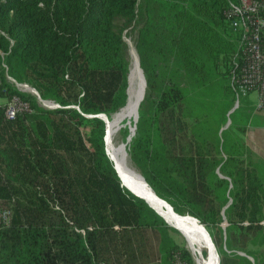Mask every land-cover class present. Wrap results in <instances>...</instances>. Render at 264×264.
Wrapping results in <instances>:
<instances>
[{
    "label": "trees",
    "instance_id": "16d2710c",
    "mask_svg": "<svg viewBox=\"0 0 264 264\" xmlns=\"http://www.w3.org/2000/svg\"><path fill=\"white\" fill-rule=\"evenodd\" d=\"M227 5L0 0L2 87L16 92L7 73L58 104L39 106L28 95L33 113L6 119L0 112V201L10 212L0 224V264H154L148 229L163 236L157 264H192L166 230L179 232L121 184L105 150L100 116L110 119L126 103L128 37L146 87L127 155L176 214L205 226L219 264H264V181L251 162L232 155L237 139L224 144L227 132L242 127L231 120L222 130L223 161L191 130L205 117L224 126L233 104L229 65L239 33L224 18ZM239 107L237 117H249ZM182 132L189 152L178 150Z\"/></svg>",
    "mask_w": 264,
    "mask_h": 264
},
{
    "label": "built area",
    "instance_id": "2783aa9c",
    "mask_svg": "<svg viewBox=\"0 0 264 264\" xmlns=\"http://www.w3.org/2000/svg\"><path fill=\"white\" fill-rule=\"evenodd\" d=\"M224 18L239 33L238 47L229 65V84L235 106L239 105L241 97L255 93L254 112L264 113V0H228ZM5 77L16 91L7 95L0 80V112L6 119L34 112L28 95L34 96L37 103L46 104L47 108L58 107L54 102L42 100L38 91L27 83L18 82L7 73ZM9 215L8 209L0 207V224L8 222ZM173 264L183 263L176 260Z\"/></svg>",
    "mask_w": 264,
    "mask_h": 264
},
{
    "label": "bare ground",
    "instance_id": "6f19581e",
    "mask_svg": "<svg viewBox=\"0 0 264 264\" xmlns=\"http://www.w3.org/2000/svg\"><path fill=\"white\" fill-rule=\"evenodd\" d=\"M128 41L130 43L132 56L128 75V101L127 104L119 112L112 115L110 119L107 117L105 118V144L107 154L116 168L121 184L141 196L150 206L154 207L169 224L179 228L183 232L184 239L187 243V249L191 253L195 263L217 264L216 255L207 236L205 227L194 217L176 214L166 201H163L152 192L148 184H146L145 180L142 178V175L130 163L129 156L125 149V142L119 145L114 142V134L122 127L121 125L123 122L126 121L129 128L132 127V121L136 116L144 86L132 42L130 39H128ZM203 251H206L207 257L204 256Z\"/></svg>",
    "mask_w": 264,
    "mask_h": 264
},
{
    "label": "crops",
    "instance_id": "0c3cea01",
    "mask_svg": "<svg viewBox=\"0 0 264 264\" xmlns=\"http://www.w3.org/2000/svg\"><path fill=\"white\" fill-rule=\"evenodd\" d=\"M245 97L248 101H252V111L249 113V117L246 119L245 123H242L239 117L234 119L236 126L239 125V128L242 127V129H239V131L232 130L227 132L224 137V144L229 147L231 143H233L232 140L237 139L234 143V145H236L234 147L232 146L233 149H231L233 152H231L232 155L237 156L239 159H243L244 161L251 162L253 167L257 170L259 177L264 181V113L254 112V101L256 96H253L251 93ZM244 109L246 108L244 107ZM252 116L255 117V122L252 121L251 123L250 121ZM224 126L221 125V127L218 128L215 121L211 117H205L199 123L192 126V131L203 143L207 154L212 158H216L221 161L227 158V153L222 150L223 138L221 136V132L228 127L226 126L223 128ZM221 128L223 129L221 130ZM181 138L184 140L183 142L186 145L185 148L187 149L184 150L182 148V150L186 152L191 151L193 147L189 142L187 135L182 133L178 136V139ZM226 207L227 205L222 209V214ZM262 221H264V219L260 220L259 224L264 226V224L261 223ZM243 224L248 225L249 223L244 222ZM222 229L224 241L225 227L222 226ZM237 253L245 256V253L241 251H237ZM249 259L253 261L251 257H249Z\"/></svg>",
    "mask_w": 264,
    "mask_h": 264
},
{
    "label": "rangeland",
    "instance_id": "374dc122",
    "mask_svg": "<svg viewBox=\"0 0 264 264\" xmlns=\"http://www.w3.org/2000/svg\"><path fill=\"white\" fill-rule=\"evenodd\" d=\"M128 39H130L129 37L128 38H126V40L128 41ZM131 40V39H130ZM129 42V41H128ZM132 42V41H131ZM132 46H133V43H132ZM133 48H134V46H133ZM131 47H130V43H129V56H130V65H129V71H130V66H131V62H132V56H131ZM135 50V49H134ZM136 52V51H135ZM137 54V53H136ZM29 85V84H28ZM31 86V85H30ZM252 95L253 96H256L255 95V93H252ZM32 98H33V96H31ZM37 105H39V106H43V107H46V104H44L43 102H41V103H37ZM240 106V107H239ZM232 107H235L234 108V110L236 109V108H246V110H247V112L248 113H251V111H252V101H248V99L244 96V97H241L240 99H239V105L236 107L235 106V97H234V100H233V104H232ZM122 108V107H121ZM233 110V111H234ZM231 112L230 114H227L226 116H227V119H226V122H227V120H234L237 116H239L237 113H235V112ZM199 112V111H198ZM198 112H196V113H198ZM228 113V112H227ZM112 117V116H111ZM248 117H246V119H247ZM203 119V118H202ZM201 119V120H202ZM240 119H241V121L243 120H246L245 118H244V116H241L240 117ZM253 119V120H252ZM188 120H191V118H188ZM201 120H199L198 122H195V123H193L192 125H191V130H192V126L193 125H195L196 123H199ZM252 121L253 122H255V117H253L252 116V118H251V123H252ZM230 124V123H229ZM228 124V125H229ZM132 125H133V121H132ZM122 127H120L119 129H118V131L114 134V142L117 144V145H119V144H122V143H124L125 142V140H126V137L127 136H125V135H123V129H125V128H129V126L126 124V121L125 122H123L122 123V125H121ZM129 130V129H128ZM183 133V132H182ZM182 133H179L177 136H180V134H182ZM184 140L181 138V139H178L177 138V143H179V144H177V147H178V150H181L182 148L184 149V150H187L185 147H186V145L184 144V142H183ZM186 152V151H185ZM129 160H130V158H129ZM112 161V160H111ZM130 163L132 164V166L140 173V171L138 170V168L133 164V162L130 160ZM217 171H218V169H217ZM219 172V171H218ZM141 174V173H140ZM0 207H2V208H4V209H8V207L6 206V204L3 202V201H0ZM9 210V209H8ZM187 215V214H186ZM197 220V219H196ZM198 221V220H197ZM199 222V221H198ZM200 223V222H199ZM167 224V223H166ZM201 224V223H200ZM168 225V224H167ZM202 225V224H201ZM221 227L223 226V227H226L227 226V223H226V220H224L221 224ZM169 226V225H168ZM171 227V226H170ZM205 227V226H204ZM207 230V229H206ZM166 232L169 234V236L170 237H172V239L173 240H175V241H177L178 243H181V244H183V246H185V248L187 249V243H186V241H185V239H184V237L179 233H175V232H173V231H171L170 229H167L166 230ZM207 232H208V230H207ZM162 233V232H161ZM209 233V232H208ZM210 235V234H209ZM210 238H211V235H210ZM147 240H148V245H149V248H150V253H151V256L153 257V259H155L154 261H156V262H154V264H157L158 263V261H159V256H160V250H159V248H160V244H161V242H162V240H163V236H161V234L158 232V231H156V230H152V229H148V231H147ZM211 240H212V238H211ZM213 242V241H212ZM223 243H224V241H222V245H223ZM214 246H215V244H214ZM216 248V247H215ZM224 249H225V247H224ZM188 250V249H187ZM216 251H217V249H216ZM226 251L227 252H230L229 250H227L226 249ZM188 253L190 254V252L188 251ZM218 253V252H217ZM203 254H204V256L205 257H207V253L205 252V251H203ZM218 256H219V254H218ZM190 257H191V261H192V264H196L195 263V261H194V259H193V257L191 256V254H190Z\"/></svg>",
    "mask_w": 264,
    "mask_h": 264
},
{
    "label": "water",
    "instance_id": "95a60500",
    "mask_svg": "<svg viewBox=\"0 0 264 264\" xmlns=\"http://www.w3.org/2000/svg\"><path fill=\"white\" fill-rule=\"evenodd\" d=\"M125 40H126V38H125ZM126 42H127V44L129 45V42L126 40ZM134 52H135V50H134ZM135 54H136V52H135ZM136 57H137V62H138V66H139V69H140V72H141V75H142V78H143V83H144V86H143V92H142V95H141V100L143 99V96H144V94H145V87H146V80H145V77H144V74H143V71H142V69H141V67H140V60H139V57H138V55L136 54ZM128 75H129V73H128ZM128 85H129V82H128ZM127 101H128V86H127V100H126V103H125V105L127 104ZM124 105V106H125ZM123 106V107H124ZM234 108L235 107H232L229 111H228V113L227 114H230L233 110H234ZM104 121H105V118H106V116L105 115H101L100 116ZM137 119H138V109H137V112H136V116L133 118V125H132V127L131 128H128L129 129V132H130V134L126 137V141H125V149H126V144H127V142L128 141H130V139H131V136H133L134 135V133H135V129H136V122H137ZM230 123V120H227V122H226V124H225V126L223 127V128H225L226 126H228V124ZM106 125V124H105ZM223 128H221V130L223 129ZM104 140H105V137H104ZM105 150H106V144H105ZM106 153H107V150H106ZM127 153V152H126ZM110 158V157H109ZM114 168H115V166H114ZM115 170H116V168H115ZM117 172V171H116ZM117 175H118V173H117ZM119 176V175H118ZM142 178L144 179V177L142 176ZM145 180V179H144ZM145 183L147 184V182L145 181ZM127 188V187H126ZM149 188L152 190V188L149 186ZM129 191H131L129 188H127ZM133 194H135L136 196H138V197H140V198H142L141 196H139V195H137L136 193H134L133 191H131ZM152 192H154L153 190H152ZM143 199V198H142ZM144 200V199H143ZM163 200V199H162ZM146 203H147V201L146 200H144ZM163 201H165V200H163ZM148 204V203H147ZM149 205V204H148ZM150 206V205H149ZM157 214H159V212H157V210L154 208V207H152V206H150ZM160 215V214H159ZM161 216V215H160ZM162 217V216H161ZM162 219L169 225V226H171L172 228H174V229H176L183 237H184V235H183V232L179 229V228H177V227H175V226H172L171 224H169L163 217H162ZM203 225V224H202ZM204 226V225H203ZM206 229V228H205ZM207 233V236H208V238H209V240H210V243H211V245H212V248H213V250H214V252H215V255H216V263L217 264H219V256H218V253H217V251H216V248H215V246H214V244H213V242H211L212 240H211V238H210V235H209V233L208 232H206Z\"/></svg>",
    "mask_w": 264,
    "mask_h": 264
}]
</instances>
